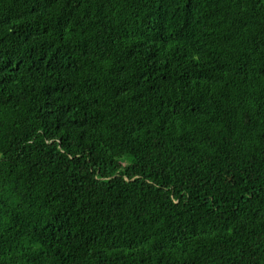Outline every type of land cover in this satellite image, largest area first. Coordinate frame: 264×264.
I'll return each mask as SVG.
<instances>
[{
	"label": "trees",
	"instance_id": "1",
	"mask_svg": "<svg viewBox=\"0 0 264 264\" xmlns=\"http://www.w3.org/2000/svg\"><path fill=\"white\" fill-rule=\"evenodd\" d=\"M0 264H264V0H0Z\"/></svg>",
	"mask_w": 264,
	"mask_h": 264
}]
</instances>
